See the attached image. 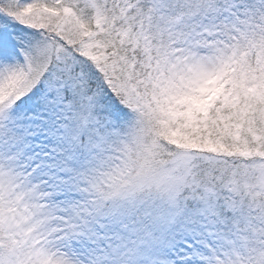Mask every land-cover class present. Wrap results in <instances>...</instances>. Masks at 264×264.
<instances>
[{"label":"snow or ice","instance_id":"snow-or-ice-1","mask_svg":"<svg viewBox=\"0 0 264 264\" xmlns=\"http://www.w3.org/2000/svg\"><path fill=\"white\" fill-rule=\"evenodd\" d=\"M0 264H264V0H0Z\"/></svg>","mask_w":264,"mask_h":264}]
</instances>
